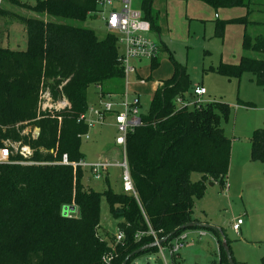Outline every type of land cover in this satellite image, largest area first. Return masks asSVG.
Masks as SVG:
<instances>
[{
	"label": "trees",
	"instance_id": "1",
	"mask_svg": "<svg viewBox=\"0 0 264 264\" xmlns=\"http://www.w3.org/2000/svg\"><path fill=\"white\" fill-rule=\"evenodd\" d=\"M97 1L37 0L30 4L1 0L0 15L9 12L3 7L8 2L60 20L13 13L25 24L28 48L0 46V148L7 141L29 145L33 150L30 159L35 162L60 161L64 154L71 162L85 158L81 146L88 125L78 119L89 108V86L96 85L102 96L123 94L125 87L117 36L108 33L100 39L94 29L65 21L96 16ZM200 1L215 10L248 6L245 0ZM142 11L152 32L160 36V12L154 0H142ZM248 15L218 20L217 31L223 35L227 23L248 24ZM243 48L264 53V35L253 37L245 32ZM162 49L168 50L164 44ZM169 55L173 75L154 90L150 107L142 114L144 124L127 135L135 193L87 187L81 166L0 163V264H122L130 252L154 241L150 229L162 238L180 225L198 220L193 217L194 200L204 196L208 181L225 185L229 174L232 140L223 123L231 107L215 101L178 106V99L192 88V80L187 68L171 52ZM159 65V58L153 59L151 70ZM216 71L229 78H240L249 71L264 87V58L243 55L236 64L221 62ZM105 85L111 88L105 89ZM46 88L53 99L66 97L69 105L61 110H41V93ZM29 126L39 128L36 137L25 132ZM251 140L252 160L264 163V128L255 129ZM11 151V160H24L12 146ZM192 172L201 173L202 178L193 181ZM103 197L119 220L118 232L124 233L123 241L114 247L111 244L116 236L109 241L108 232H99ZM66 207L76 208L73 217L67 215ZM210 231L218 236L222 261L229 264L220 234ZM158 251L157 246L151 247L127 264ZM105 257L110 258L109 263ZM173 260L183 262L178 257Z\"/></svg>",
	"mask_w": 264,
	"mask_h": 264
},
{
	"label": "rangeland",
	"instance_id": "2",
	"mask_svg": "<svg viewBox=\"0 0 264 264\" xmlns=\"http://www.w3.org/2000/svg\"><path fill=\"white\" fill-rule=\"evenodd\" d=\"M26 1L35 4L37 0ZM245 2L248 6L215 10L200 0H154L155 8L160 12L161 38L153 32L150 35L161 46H167L169 51H160V65L154 71L151 70V60L140 62L137 66H140L139 74H131L129 77V88L131 95H139L140 111L146 114L157 82L170 78L174 73V63L169 55L171 52L176 61L187 68L192 88L197 84L206 88L208 93L203 99L230 105V116L223 123L225 134L231 138L233 146L229 174L225 185L215 180L207 182L204 196L194 200L193 217L221 228L222 236L227 239L236 264H264V163L252 160L251 140L255 129L264 128V87L256 82L252 72L245 71L240 78H229L216 71L221 62L236 64L243 55L264 58V53L245 51L243 48L245 32L253 37L264 35V0ZM122 6L124 5L120 2L113 3L114 9L119 10ZM3 7L9 11L0 15V46L5 48H28L25 24L13 13L45 20H60L8 2H4ZM131 7L142 10V0H133ZM245 15H248V24L227 23L223 35L217 31L218 20L224 21ZM65 21L94 29L100 39L109 33L101 16H89L85 21ZM150 75L152 78L147 79ZM110 88L111 85H105V89ZM192 88L185 94L182 102H176L178 106L194 98V95L190 94ZM96 92L97 86L91 84L88 88L87 112L91 118L95 116L90 112V108H97L102 103ZM244 102L254 105L244 106L241 104ZM113 121L111 120V123ZM92 133V138L83 139L81 146L87 161L96 160L98 157H110L114 161L123 160L119 151L121 146L115 141L117 131L113 125L99 126ZM110 148L111 152L108 151ZM201 178V173H191L193 181ZM83 181L87 187L95 190L105 191L112 188L116 192L123 191L122 168L117 165L110 167L109 174L101 179L94 178L91 171L85 168ZM239 218L243 219L244 224L237 234L233 229V222ZM118 222L119 220L110 213L107 199L103 197L99 232L103 235L108 232V239L112 241L111 238L118 233ZM183 233L188 234L187 247L195 246L202 250L207 264L219 259L218 236L214 232L191 228ZM115 244L116 240L111 246L114 247ZM165 254L169 260V253L166 251ZM181 254L189 261L185 249ZM131 264H163V261L161 255L150 253L140 255Z\"/></svg>",
	"mask_w": 264,
	"mask_h": 264
},
{
	"label": "built area",
	"instance_id": "3",
	"mask_svg": "<svg viewBox=\"0 0 264 264\" xmlns=\"http://www.w3.org/2000/svg\"><path fill=\"white\" fill-rule=\"evenodd\" d=\"M120 2L124 6L117 10L113 8V3ZM98 9L94 11L98 16H101L105 20V26L109 33L114 34L118 38V44L121 51V62L125 73L126 89L120 99L114 98L115 95L107 94L106 96L100 95L102 103L97 108H90L95 118H91L88 115V110L85 114L81 115L78 122H85L88 125V131L82 135V139L89 140L91 138L90 132L98 126L104 125L107 122V115L114 114L115 126L117 130L116 143L121 146L122 161H114L107 158L99 157L95 161H87L81 159L79 162H71L67 154H64L60 161L53 162H35L31 160L33 150L29 145H23L21 142L7 141L3 148H0V163H19V164H63L73 165L74 167L81 166L88 168L93 177L101 179L109 174V169L112 166H120L122 168V189L127 193H135V185L131 176L130 167L127 159V135L130 131H134L135 128L144 124L142 113L140 111V97L138 94L131 95L129 77L131 74H137L139 68L136 61L141 60H153L158 57L160 53V44L151 37V23L145 19L143 11L139 9H133L131 7L132 0H98ZM109 8H112L109 10ZM207 93L204 86L197 85L193 88L194 98L183 104L186 106H198L202 103L209 102L203 99V96ZM182 98L178 99V102H182ZM69 102L66 97H61L58 100L53 99L50 88H46L41 93L40 108L43 111L47 110H61L66 108ZM30 129V130H29ZM39 128L33 127L27 128L25 132L32 133L33 137L39 134ZM11 146L14 148V152H19L24 160L16 161L11 160L12 154ZM69 217H73L74 213L69 211L67 213ZM243 219L239 218L233 222V229L239 233ZM148 234L153 235L154 241L160 239L158 233L154 229H150ZM188 238L187 233L174 238L167 244H157L159 251L157 254L162 256L163 264H176L173 258H177L180 251L186 246V240ZM124 239V233L118 232L116 234L117 243L122 242ZM169 253L170 259L166 257L165 252ZM108 263L110 258H104ZM178 264H190V263H178ZM195 264V263H194ZM214 264H226L222 261L221 252L220 257Z\"/></svg>",
	"mask_w": 264,
	"mask_h": 264
},
{
	"label": "water",
	"instance_id": "4",
	"mask_svg": "<svg viewBox=\"0 0 264 264\" xmlns=\"http://www.w3.org/2000/svg\"><path fill=\"white\" fill-rule=\"evenodd\" d=\"M75 207H66L65 208V212L68 213L69 211L73 212L75 211ZM190 228H201V229H208V230H213L215 232H218L221 236V243L224 247V250L226 252V255H227V260L229 262V264H236V261H235V258L233 257V254L231 252V249H230V246H229V243L227 241V239L225 237L222 236L223 232L221 230V228L217 227V226H214L212 224H209L207 222H201L199 220H195V221H189V222H186L182 225H180L178 228H176L174 231L170 232L169 234L163 236L162 238H160L157 241H153L152 243L148 244V245H145V246H142L132 252H130L126 257L125 259L123 260L122 264H127L128 261L133 257L135 256L136 254L142 252V251H145L151 247H155L157 246V244H163V243H166L169 239H171L178 231L180 230H185V229H190Z\"/></svg>",
	"mask_w": 264,
	"mask_h": 264
},
{
	"label": "crops",
	"instance_id": "5",
	"mask_svg": "<svg viewBox=\"0 0 264 264\" xmlns=\"http://www.w3.org/2000/svg\"><path fill=\"white\" fill-rule=\"evenodd\" d=\"M132 2H133V0H132ZM96 16H98L97 14H96ZM217 18H218V14L216 13V15H215ZM99 17V16H98ZM26 30V29H25ZM152 33V32H151ZM154 33V32H153ZM160 37V36H159ZM161 38V37H160ZM161 46V45H160ZM143 60H141V61H136L137 62V66L139 65V63L140 62H142ZM152 61V60H151ZM139 70H140V66H139ZM139 70H138V72H137V74H139ZM141 80L142 81H144V78L143 77H141ZM161 81H159V82H157V84H156V87H157V85L160 83ZM197 85H199V84H197ZM196 85V86H197ZM124 92H125V89H126V84L124 83ZM200 86H202V85H200ZM156 87H155V89H156ZM193 88H195V87H193ZM193 88H192V90H191V92H190V94L192 95V92H193ZM154 89V90H155ZM208 93V92H207ZM207 93L205 94V95H207ZM96 94H97V97H98V99H99V97H101L100 96V93L99 92H96ZM115 96H122L123 94H114ZM204 95V96H205ZM192 100V99H191ZM205 100H207V101H211V100H209V99H205ZM111 120H114L112 123H111ZM105 125H113L115 128H116V126H115V118H114V114H108L107 115V122H106V124H104V125H101L100 127H102V126H105ZM99 127V126H98ZM117 131V130H116ZM93 130L90 132V135H91V138H92V135H93ZM90 138V139H91ZM232 148H233V146H232ZM108 151H110L111 152V148H110V150H108ZM119 151H120V155H121V150L119 149ZM117 152H115V154H116ZM99 158V157H98ZM97 158V159H98ZM85 159V158H84ZM96 159V160H97ZM107 159H111L110 157L109 158H107ZM86 160V159H85ZM112 160V159H111ZM93 161H95V160H93ZM91 162V161H90ZM197 219V218H196ZM243 224H244V222H243ZM242 224V225H243ZM242 225H241V228H242ZM235 231V230H234ZM240 231H241V229H240ZM236 232V231H235ZM237 233V232H236ZM240 233V232H239ZM239 233H237V234H239ZM187 245H188V238H187V240H186V246L180 251V253H179V255H178V259H180L181 261H183L184 263H190V264H207L206 262H205V254H204V252L202 251V250H200L198 247H195V246H193V248H188L187 247ZM220 248V247H219ZM185 249V253H187L188 255H189V261H186L185 259H184V257L182 256V254H181V252L183 251ZM221 252V251H220ZM215 261L216 260H214V261H212L211 263H209V264H214L215 263Z\"/></svg>",
	"mask_w": 264,
	"mask_h": 264
}]
</instances>
